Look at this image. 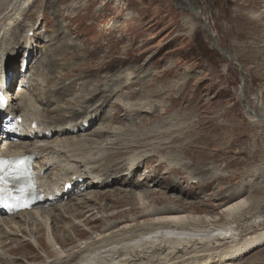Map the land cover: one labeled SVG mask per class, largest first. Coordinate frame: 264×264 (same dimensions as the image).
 Returning a JSON list of instances; mask_svg holds the SVG:
<instances>
[{
	"label": "rangeland",
	"instance_id": "1",
	"mask_svg": "<svg viewBox=\"0 0 264 264\" xmlns=\"http://www.w3.org/2000/svg\"><path fill=\"white\" fill-rule=\"evenodd\" d=\"M189 1L199 6L219 46L241 64L243 83L238 64L213 46L204 20L186 0H0V27L10 36L2 42L12 43L8 56L16 86L26 75L63 86L55 93L43 85L27 92L51 100L41 110L60 106L59 113L48 112L49 119L80 114L71 135L90 139L87 154L104 157L97 164L101 173L120 172L119 166L126 169L124 160L137 155L141 164L135 178H146L139 189L126 186L130 192L121 191L127 189L123 186L81 189L88 194L69 198L67 211L55 209L54 233L63 245H48L47 227L38 226L34 238L33 225L19 223L23 232L7 245L15 262L0 264H40L49 255L55 258L58 247L77 249L108 223L115 228L134 220L140 224L150 207H185L222 220V208L246 198L264 217V123L250 115L244 99L251 95L256 110L264 113V0ZM18 15L20 25L19 18L8 31ZM30 25L32 41L26 45L22 37ZM100 91L87 103L94 122H86L89 113L81 114V106ZM71 148L72 158H82V147ZM139 193L149 204L137 199ZM9 218L0 215L1 223ZM189 257L181 264L197 263V257ZM232 264H264V247Z\"/></svg>",
	"mask_w": 264,
	"mask_h": 264
},
{
	"label": "bare ground",
	"instance_id": "2",
	"mask_svg": "<svg viewBox=\"0 0 264 264\" xmlns=\"http://www.w3.org/2000/svg\"><path fill=\"white\" fill-rule=\"evenodd\" d=\"M21 16L18 15L15 17L14 22H10L12 26L9 27L10 30L7 29L8 31L12 32L14 27L20 25ZM196 16L199 17L198 14ZM38 18H42V16ZM17 19H19L18 25L16 24ZM204 26L206 28L205 24ZM33 28L32 25L25 27L22 39L26 40V45L32 41L29 33L33 31ZM2 30L3 26L0 27V74L6 70L10 79L13 80L16 74L14 61L11 58L12 55L10 58L8 56L11 53L12 43L5 46L2 38L5 40L6 36L8 38L10 36H4L6 29L3 32ZM10 35L13 37L12 33ZM16 42V44L20 43L17 39ZM28 49L26 52L30 56L33 54L30 45ZM29 78V80L23 79V86L19 92L20 96L9 94L10 101L5 116L8 118V124L12 122V129L8 133L6 143L1 151L2 154L8 155H22L28 152L36 155L35 166L37 172L41 175L42 198L32 210L12 215L9 219H3L4 223H1L0 219V260H5L7 263L15 262L11 249H8L7 245L17 233L23 232L21 225L17 226L19 223H24L27 226L33 225L34 229L30 230L32 237H34L35 231L37 232L38 226H45L48 228L49 233L47 237L48 245L51 247L63 245L62 241L58 239L59 236L54 233L53 223L56 217L53 212L56 211L55 209L60 208L67 211L66 207L70 204L67 202L69 198H72L73 195L81 198V196L88 194L87 192V194L82 193L81 189L102 188L105 190L106 188L119 186H123L122 188L126 186L138 187L139 189L141 183L144 184L146 179L145 177L140 180L135 178L140 171L141 164L138 163L139 157L137 155H132L126 161L124 160L126 169L119 166L118 170L120 172H113L109 175V172L101 173L97 164L100 160H104V157L93 158L87 154L86 145L90 139L83 136L84 134L82 136L71 135L76 134L75 130L78 125L73 120H76V117L80 114L77 111H72L73 117L68 118V120L63 118L64 121L58 120L57 117V120L49 119L48 112L59 113L60 106L53 110L49 108L41 110V106L51 102V100L48 97L44 99L41 96L32 98L27 92L30 86L43 85V90L49 91L51 88V92L55 93L58 89L62 90L63 86H50L51 82L48 78L43 79L31 75ZM130 78L131 75L128 73L126 79L129 81ZM37 90L42 91V87L40 86ZM101 93L102 91L94 96L91 95L92 97L84 102L86 106H81L83 108L81 114L89 113V115H86V122H94L93 116L90 114L91 106L87 103L96 100ZM251 97V95L244 97L249 106L250 115L253 116L252 113L255 112L257 115L259 113L262 118L260 121L264 123V113L256 110L259 105L258 103H256L257 105L253 104ZM56 101L59 103V96H57ZM101 105L98 106L100 110L102 109ZM41 112L45 113L44 116L41 115ZM17 117H21V123L15 122ZM86 122L84 126H87ZM34 123H36L35 128L32 127ZM88 125L90 126V124ZM17 132L25 133H21L22 136L13 138ZM72 146L82 147L79 150L83 149L82 156H80L82 158H72L74 156L72 152L76 148L73 149ZM83 157L85 158L83 159ZM68 158L74 160V162L71 163ZM85 177L88 179H85ZM68 183L73 185L71 191L66 190ZM77 188H79V191ZM120 190L130 192L128 188H120ZM77 191L79 193H75ZM137 195V199H140L143 202L142 204H149L145 194L139 193ZM170 198L173 201V198ZM259 210V205L253 207L252 202H249L246 198L222 208L221 213L225 215L222 220L218 216L205 218L196 215V213L186 211L185 207L181 210L171 205L162 208L150 207L144 211L143 215L148 218L141 221L138 219L140 224L136 225L134 219L132 223H128L122 228L113 227V222L108 223L102 232L85 243H81L77 249L64 250L62 246L58 247L59 250L54 249L55 258H51L49 255L46 261L40 264H181L189 256L197 257L195 261L197 263L201 261L200 264H211L216 261L220 264H232L264 247V229L261 228L264 217L259 214ZM64 230L66 231L68 228H64ZM35 241L37 242L36 239Z\"/></svg>",
	"mask_w": 264,
	"mask_h": 264
},
{
	"label": "water",
	"instance_id": "3",
	"mask_svg": "<svg viewBox=\"0 0 264 264\" xmlns=\"http://www.w3.org/2000/svg\"><path fill=\"white\" fill-rule=\"evenodd\" d=\"M186 3H187V5H188V6H187L188 9H190L194 14H198V15H199V18H201V19L204 20V24L206 25V28H205V29H206L207 33L212 37V44H213V46H214L217 50H219V51L222 53V55H224V56L227 57L230 61H232V63H236V64H238V69H239V71L241 72V76H240V78H241V81H242V83H243V78H244V76H243V69H242L241 64L238 62L237 58L233 55V53L231 52L230 49H227V51H224V50L219 46V44H218V42H217V39H216V36H215V34L212 32V30H211V28H210V24H209V22L205 20V18H204L203 15H201V10L199 9V6H198L197 4H191V2H190L189 0H186ZM257 97L260 98L259 93L257 94ZM252 114H253V116H254L255 118H257V119H259V120L262 119L259 113H258V115H257L256 112H255V113H252Z\"/></svg>",
	"mask_w": 264,
	"mask_h": 264
},
{
	"label": "snow or ice",
	"instance_id": "4",
	"mask_svg": "<svg viewBox=\"0 0 264 264\" xmlns=\"http://www.w3.org/2000/svg\"><path fill=\"white\" fill-rule=\"evenodd\" d=\"M0 99H2V98H0ZM3 179V177H0V180H2Z\"/></svg>",
	"mask_w": 264,
	"mask_h": 264
}]
</instances>
